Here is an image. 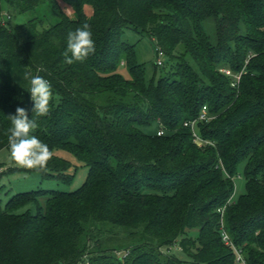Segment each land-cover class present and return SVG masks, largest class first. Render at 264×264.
Segmentation results:
<instances>
[{
  "label": "trees",
  "instance_id": "16d2710c",
  "mask_svg": "<svg viewBox=\"0 0 264 264\" xmlns=\"http://www.w3.org/2000/svg\"><path fill=\"white\" fill-rule=\"evenodd\" d=\"M45 1L54 24L0 22V149L9 150L17 107L33 117L24 74L39 75L53 99L33 134L52 157L36 170L71 181V161L54 153L62 148L88 171L74 190L22 191L0 203V264H243L221 220L246 264H264V0H61L74 16L60 0H6L7 12ZM210 16L215 43L203 27ZM84 24L95 52L69 65L67 35ZM124 27L146 30L173 67L146 81ZM222 67L240 72L237 84ZM204 105L213 117L195 123L207 141L199 145L184 121ZM240 166L245 191L233 198ZM29 202L35 212H16Z\"/></svg>",
  "mask_w": 264,
  "mask_h": 264
},
{
  "label": "rangeland",
  "instance_id": "374dc122",
  "mask_svg": "<svg viewBox=\"0 0 264 264\" xmlns=\"http://www.w3.org/2000/svg\"><path fill=\"white\" fill-rule=\"evenodd\" d=\"M60 5L65 13L69 16H74L73 9L70 5L63 3L61 0ZM84 10L88 15L92 11L91 6L88 4L84 6ZM30 18L39 19L38 26L40 28L54 24L59 19V17L53 12L48 1L39 4L35 8L15 13L9 17L6 0H0V22H7L11 26H17L26 22ZM203 27L210 40L215 43V18L210 16L204 19ZM121 36L124 41L133 45L135 59L143 67L146 81H149L152 78L156 80L160 75L166 74L173 67L175 60L170 59L165 53L159 54L157 52V44L155 43L154 38H152L146 30L134 27H124ZM182 49V44H179L177 52ZM158 58L161 59L162 64L156 63ZM187 59L192 62L190 57ZM123 60L125 61V58H123ZM118 70L123 76L130 77L127 65H120ZM153 129L154 127L149 130ZM54 153L71 161V167L67 171L73 175L71 181L66 182L61 178L58 179L57 177L43 178L41 173L36 169L29 171L22 170L20 169L21 166H19L11 158L10 151L7 148L0 149V203L2 207L14 194L18 192L36 189L71 191L78 188L83 183L88 171L86 164L65 149L56 148L54 149ZM233 180L234 191L232 196L233 198H236L239 194L245 191V177L242 166L239 167V172L234 176ZM46 198L47 196L40 197L38 199V203L43 206ZM27 209L35 212L36 203L29 202L16 209V212H23ZM189 233L197 235L198 229L192 228L189 230ZM176 253L178 255L181 254L178 251Z\"/></svg>",
  "mask_w": 264,
  "mask_h": 264
},
{
  "label": "clouds",
  "instance_id": "9594fccd",
  "mask_svg": "<svg viewBox=\"0 0 264 264\" xmlns=\"http://www.w3.org/2000/svg\"><path fill=\"white\" fill-rule=\"evenodd\" d=\"M95 52V41L90 25L84 24L67 35V46L63 55L65 63L84 62ZM29 80L27 89L33 101V117L29 119L26 109L17 107L15 114L9 115L11 127L7 130L8 146L11 158L26 169L42 170L52 157L49 146L33 133L39 127L36 117L49 115L50 104L53 99L52 84L42 76L24 74Z\"/></svg>",
  "mask_w": 264,
  "mask_h": 264
},
{
  "label": "built area",
  "instance_id": "2783aa9c",
  "mask_svg": "<svg viewBox=\"0 0 264 264\" xmlns=\"http://www.w3.org/2000/svg\"><path fill=\"white\" fill-rule=\"evenodd\" d=\"M159 54H162V52H159ZM156 62H157V64H161V63H162L161 59H159V58L157 59ZM121 63H123V62L121 61ZM220 70H221L222 72H224L225 74H227V75H229V76H232V77L234 78V81L232 82L233 85H234V84H237V82L239 81V78H240V72L235 73V72H233L230 68H227V67H222V68H220ZM212 117H213V115H210V114L208 113V111H207V107H206V105H204V106H202V108H201V110H200V113H199V115H198L196 118L188 119V120H185V121H184V125L190 127L191 132H192V135H193V139H194V141H195L197 144H199V145H204V144L207 143V141L204 140V139H202V138L197 134L196 129H195V123L197 122V120H201V119H207V120H208V119H210V118H212ZM156 133H157L158 135L163 134V133H164V129H163V127H158ZM229 200H230V199H229ZM229 200H228L227 202H229ZM224 206H225V205H224ZM224 206L218 208V210H219L221 213H223ZM222 225H223V224H222V220H221V235H222V239L224 240V242H225L226 244H229V245L232 246L233 250L235 251L236 260H237L238 262H240V263L246 264L245 258H244V256H243L241 250L238 249L237 247H235V246L232 244V242H231V240H230V238H229L228 233H227L226 230L222 227Z\"/></svg>",
  "mask_w": 264,
  "mask_h": 264
}]
</instances>
